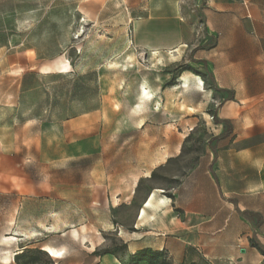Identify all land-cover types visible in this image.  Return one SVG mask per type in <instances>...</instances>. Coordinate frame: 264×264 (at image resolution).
I'll return each mask as SVG.
<instances>
[{
    "label": "rangeland",
    "instance_id": "obj_1",
    "mask_svg": "<svg viewBox=\"0 0 264 264\" xmlns=\"http://www.w3.org/2000/svg\"><path fill=\"white\" fill-rule=\"evenodd\" d=\"M227 2L244 4L264 50V0H0V240L18 238L12 264H151L127 244L147 194L216 181L230 94L196 56L216 44L211 13ZM184 264L209 263L188 249Z\"/></svg>",
    "mask_w": 264,
    "mask_h": 264
},
{
    "label": "crops",
    "instance_id": "obj_2",
    "mask_svg": "<svg viewBox=\"0 0 264 264\" xmlns=\"http://www.w3.org/2000/svg\"><path fill=\"white\" fill-rule=\"evenodd\" d=\"M221 5V13H211L223 20L211 22L213 31L221 26L220 37L196 56L214 87L230 94L217 110L216 181H188L172 200L151 190L133 223L137 237L127 240L130 253L165 250L173 264H182L193 249L209 264H264V251L252 241L264 248V50L248 33L244 4ZM181 188L187 203L181 204Z\"/></svg>",
    "mask_w": 264,
    "mask_h": 264
},
{
    "label": "bare ground",
    "instance_id": "obj_3",
    "mask_svg": "<svg viewBox=\"0 0 264 264\" xmlns=\"http://www.w3.org/2000/svg\"><path fill=\"white\" fill-rule=\"evenodd\" d=\"M172 51V50H171ZM175 51V50H174ZM67 63V62H66ZM62 64V63H61ZM63 66V65H62ZM58 67V65H57ZM61 67V66H60ZM68 68V67H67ZM63 70V69H62ZM61 71V70H60ZM50 72V71H48ZM198 80L201 84V88L204 89L203 85H204V81L202 78L198 77ZM185 83H187L186 80H183ZM188 84V83H187ZM150 91L146 90V87L143 88V98L145 99H149L150 98ZM73 233L75 235L78 234V230L74 229ZM85 238V237H84ZM18 240V238H16L14 235H11V237H5L3 236L1 241V245H7L6 249H0V259H2V262L5 264H9L13 261L15 253L11 252L10 248L11 245L15 244V242ZM86 242V241H85ZM5 247V246H4ZM2 248V247H1ZM42 248L52 257L55 258H64V251L66 250L64 246L58 247V246H54L51 244H45L44 246H42ZM121 263V262H120ZM12 264V263H11Z\"/></svg>",
    "mask_w": 264,
    "mask_h": 264
},
{
    "label": "trees",
    "instance_id": "obj_4",
    "mask_svg": "<svg viewBox=\"0 0 264 264\" xmlns=\"http://www.w3.org/2000/svg\"><path fill=\"white\" fill-rule=\"evenodd\" d=\"M217 121H218V119H217ZM252 241L260 250L264 251V248L262 245H260L258 242H256L253 239H252ZM124 248L127 249V244H124ZM35 250L36 251H42L39 248H36ZM24 253H25V251H23L21 254H18L17 257L22 256V254H24ZM105 253L116 255V251H114V250H108ZM130 255L132 256V258L138 257L139 260H142V261L146 260V261L150 262L151 264H173V262L171 261L169 256L166 255L165 250L142 249V250H139L135 253H130ZM160 258L162 261H159ZM121 263L124 264L123 261H121ZM182 264H184V263H182Z\"/></svg>",
    "mask_w": 264,
    "mask_h": 264
}]
</instances>
